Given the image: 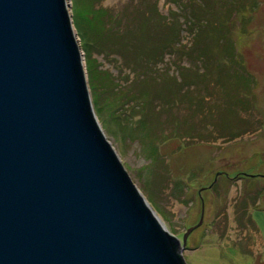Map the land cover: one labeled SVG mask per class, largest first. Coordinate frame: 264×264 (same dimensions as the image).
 I'll return each instance as SVG.
<instances>
[{
  "label": "rangeland",
  "instance_id": "1",
  "mask_svg": "<svg viewBox=\"0 0 264 264\" xmlns=\"http://www.w3.org/2000/svg\"><path fill=\"white\" fill-rule=\"evenodd\" d=\"M69 5L95 114L132 181L181 241L203 209L186 263L264 264V0Z\"/></svg>",
  "mask_w": 264,
  "mask_h": 264
},
{
  "label": "water",
  "instance_id": "2",
  "mask_svg": "<svg viewBox=\"0 0 264 264\" xmlns=\"http://www.w3.org/2000/svg\"><path fill=\"white\" fill-rule=\"evenodd\" d=\"M70 0H0V264H187L95 114Z\"/></svg>",
  "mask_w": 264,
  "mask_h": 264
},
{
  "label": "trees",
  "instance_id": "3",
  "mask_svg": "<svg viewBox=\"0 0 264 264\" xmlns=\"http://www.w3.org/2000/svg\"><path fill=\"white\" fill-rule=\"evenodd\" d=\"M186 17H189L188 19L190 20L189 22L190 23H194V24H192V26L191 27H199V25H196V23L198 24V23H201V24H203V25H201L200 27H204L205 26V24H207L205 21V18L206 17H203V14H202V9L200 8V9H198V10H196V8H195V11L193 12V14H189V15H186ZM185 17V18H186ZM194 31V30H193ZM201 31H203V29H201V30H196L195 29V31L193 32L194 33V36H197L198 35V32H201ZM229 55V54H228ZM91 82V81H90ZM92 89V88H91Z\"/></svg>",
  "mask_w": 264,
  "mask_h": 264
}]
</instances>
